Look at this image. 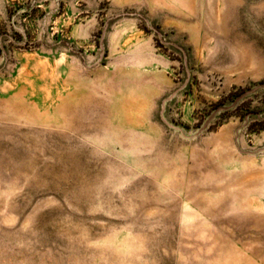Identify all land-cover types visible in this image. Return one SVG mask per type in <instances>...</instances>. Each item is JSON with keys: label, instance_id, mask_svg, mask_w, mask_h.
Here are the masks:
<instances>
[{"label": "rangeland", "instance_id": "374dc122", "mask_svg": "<svg viewBox=\"0 0 264 264\" xmlns=\"http://www.w3.org/2000/svg\"><path fill=\"white\" fill-rule=\"evenodd\" d=\"M263 114L264 0H0V264H264Z\"/></svg>", "mask_w": 264, "mask_h": 264}, {"label": "trees", "instance_id": "16d2710c", "mask_svg": "<svg viewBox=\"0 0 264 264\" xmlns=\"http://www.w3.org/2000/svg\"><path fill=\"white\" fill-rule=\"evenodd\" d=\"M249 92L250 88L230 92L212 107V111L216 112L221 108L223 109V115L229 116L231 113H235L243 120L246 116L254 114V112L250 110L247 100L244 99V96ZM239 100H241V102H238ZM226 102H229V104H226ZM232 105H234L233 108ZM250 129L254 131L264 130V114L250 123Z\"/></svg>", "mask_w": 264, "mask_h": 264}]
</instances>
